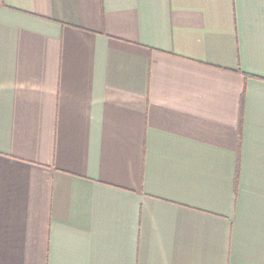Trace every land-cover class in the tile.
Returning <instances> with one entry per match:
<instances>
[{
	"label": "crops",
	"instance_id": "obj_1",
	"mask_svg": "<svg viewBox=\"0 0 264 264\" xmlns=\"http://www.w3.org/2000/svg\"><path fill=\"white\" fill-rule=\"evenodd\" d=\"M0 264H264V0H0Z\"/></svg>",
	"mask_w": 264,
	"mask_h": 264
}]
</instances>
